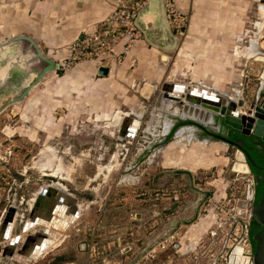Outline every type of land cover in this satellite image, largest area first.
Instances as JSON below:
<instances>
[{"label": "rangeland", "instance_id": "1", "mask_svg": "<svg viewBox=\"0 0 264 264\" xmlns=\"http://www.w3.org/2000/svg\"><path fill=\"white\" fill-rule=\"evenodd\" d=\"M258 3L246 2L241 7L238 2L235 10H230L229 4L233 2H203L200 8L185 14V29L193 14L199 17L200 22L196 25L206 32L200 34L201 46H211L216 40L218 43L219 37L229 38L225 44L228 48L235 35L245 28L248 35H258L263 52L257 47V38L251 39L246 50L239 45L235 47V55L253 57L248 61L247 72H242L241 83L233 81L227 86H211L226 93L240 89L244 98L243 111L257 103L260 81L263 79L264 82V25L259 31L256 25L261 21ZM238 5L244 9L241 14ZM173 33L181 43L185 30ZM129 48L114 65L123 62ZM175 53L176 49L167 53L169 61ZM195 55L187 58L191 65L202 59V56ZM223 55L215 56L223 58L222 62L231 56ZM205 56L212 58V55ZM0 58L1 106L9 98V83L20 78L25 80L32 66L28 62V53L21 56L9 48L0 53ZM80 62L84 61L64 63L58 69L60 75ZM232 64L236 72L243 69L236 62ZM44 88L45 85L39 83L35 90ZM32 92L0 113V228L8 212L13 210L14 219L8 236L21 235L36 193L53 182L66 186L79 203V211L77 216H72L69 228L66 224L63 226L65 231L61 232L56 245L38 257H25L17 251L7 257L4 247L8 246V240L5 242L1 238L0 264H209L208 255L210 251H217L224 232H219L215 245L198 260L192 259V250L185 254V250L177 246L162 251L159 244L171 236L178 241L186 238L183 236L190 233L192 224L201 217H212L215 223L219 216H227L225 213L232 207L242 206L246 188L254 183V179L249 168L246 173L233 169L239 152L236 147L211 138L204 141L202 138L206 136L195 124L194 130H186L185 134L191 132L201 140L194 138L189 142L182 137L174 140L180 127L192 124H181L192 119L189 116L191 112L187 114L189 117H184L173 113L163 102L161 105V86L152 97L138 98L135 103L115 109L104 118H96L87 105L81 110L71 107L69 112L77 115L66 124L63 116L68 109L61 106L54 110L53 101L46 98L36 104ZM174 105L183 110L182 104L175 102ZM190 110L196 112L195 109ZM210 112L212 124L215 122V127L222 125L220 114ZM117 114L120 118L128 114V117L140 119L133 137H120L119 129L124 120L118 125L115 120ZM166 124L170 129L168 134V131L164 132ZM170 141L163 164L171 168H164L159 147ZM215 152L216 157L227 159L221 158L213 165ZM177 169L190 171L192 184L186 174L174 173ZM173 221L182 225L172 235L163 238V232H168ZM186 221L190 223L186 224ZM40 228L38 226L37 230ZM229 228L225 226L226 230ZM202 241L206 245L210 237L206 234ZM22 242L21 239L15 249H20ZM189 245L186 243V248ZM150 253L155 257L149 256Z\"/></svg>", "mask_w": 264, "mask_h": 264}, {"label": "crops", "instance_id": "2", "mask_svg": "<svg viewBox=\"0 0 264 264\" xmlns=\"http://www.w3.org/2000/svg\"><path fill=\"white\" fill-rule=\"evenodd\" d=\"M167 1L169 0H165V2ZM174 1L184 15H187L191 10L200 8L203 2H233V4H229L230 10H235V5L238 2L240 5L243 2L241 7L246 2H260L259 0ZM118 2L119 0H0V42L16 35H28L36 41L44 55L61 64L70 54L69 46L71 43L97 30L103 20L113 12ZM223 4L219 3V5ZM242 11L244 9L240 8V14ZM235 12L232 14H235ZM146 18L147 20H145ZM240 20L242 21L241 17ZM142 22L148 27L150 38L157 39L159 30L158 26H156L155 15L144 16ZM199 22V17L193 14L188 27L185 29L183 41L181 43L178 42L176 53L171 61H169L168 52L150 44L140 32L141 38L130 46L121 64L104 63L99 66L96 61L80 62L73 69L63 72L61 75L59 70L45 75L39 82L40 84L43 83L45 88L36 91L38 83L31 89L29 94L34 91V93L32 92V97L36 104L40 102V99L46 98L48 101H53L52 108L54 110L61 106L68 109V112L63 116V121L66 124L75 119L77 115L72 114L71 111L69 112L71 107H77V109L81 110L84 105H87L94 111L96 118H104L105 116H110L115 109L135 103L138 98L148 99L152 97L156 89L159 86L162 88L164 83L183 84V86H189L190 84L202 85L205 83L214 87L227 86L232 84L233 81H240L239 83H241L242 72H247L248 61L253 57L247 58L235 55V47L239 45L246 50L251 44V39L257 38V47L259 51L263 52L258 43V35H248V30L245 28L235 35L232 45L228 48H226L225 44H227L229 38L221 39L219 37L218 43L216 40V43L211 46H201L200 34L203 32L205 34L206 32L200 29L201 26L198 25L197 27L196 24ZM121 49L122 45H119L117 50L121 51ZM226 53L231 54L232 57L230 56L225 62H222L223 58L217 59L215 56H222ZM191 55H195V57L202 56V59L197 60L195 65H191L190 60H187ZM205 55H212V58H206ZM164 56H166L165 59ZM234 62L242 66L243 69H237V72L234 71V64H232ZM228 63L231 65L228 66ZM101 67L108 68L105 75L99 74ZM177 78L181 80L179 79L175 82ZM26 80L28 79L20 78L9 83L10 87L8 90L10 94L7 97L17 93L27 83ZM18 85L21 87L19 88ZM161 94L160 102L162 105V98L164 97ZM128 116L127 118H129ZM133 119L136 120V116ZM124 122L126 121L124 120ZM123 123L121 126H123ZM195 125L197 126V124ZM195 125L193 122L189 124V126L194 128ZM169 131L170 129L166 134ZM176 136L174 140L177 139ZM126 138H129V136H126ZM197 140L201 139L197 138ZM170 143L171 141L159 147L162 155L161 166L164 168L168 167L164 166L163 162L166 148ZM217 152L213 154V158L216 160L213 165H216L221 158L227 159V157H216ZM62 190L68 192L66 186ZM68 193L71 194L70 192ZM78 211L77 205V214L73 215V217L78 215ZM212 225H214V218H199L198 222L192 224V232L186 233L183 236L186 238L179 241L181 244L180 249L186 250V243H196L201 238L203 239ZM36 229L37 227L33 230ZM8 238L7 234V237L3 239L6 242ZM13 238L8 240V245ZM4 248L6 249L7 246Z\"/></svg>", "mask_w": 264, "mask_h": 264}, {"label": "water", "instance_id": "3", "mask_svg": "<svg viewBox=\"0 0 264 264\" xmlns=\"http://www.w3.org/2000/svg\"><path fill=\"white\" fill-rule=\"evenodd\" d=\"M259 1L262 3L264 2V0ZM149 14H154L156 17V26H158L159 30V37L157 39L150 38L149 29L145 26L144 22H142L144 16H148ZM147 18L145 20H147ZM134 24L150 44L161 48L166 52H170L177 48L178 37L173 33V30L169 25L165 0H146L143 7L137 12ZM184 30L185 28L182 27L180 32L182 33ZM7 48L11 49L13 53L19 52L21 56L28 53V62L29 65L32 66V71L26 77V79H28L27 83L18 90L17 93L12 94V96L0 106V113L7 106L22 101L29 94L31 89L35 87L48 72L56 71L60 68V64L44 55L36 41L28 35L20 34L0 42V53L7 50ZM107 71V67H101L99 69V74L105 75ZM189 87L190 86H183L180 84L164 83L161 95L162 97L170 98L174 102L182 104L183 109L187 107L188 102L193 105L204 107L209 111L212 110L218 112L222 117V125L227 127L230 132H233L234 134L237 133L242 138L248 139L251 142H260L263 144L261 158L264 160V92L262 88L259 89L257 94V103L251 105L253 111L250 110L244 112V98L242 97H240L237 102H233L217 92L206 94L205 89H201L200 92H197L194 88L190 89ZM170 92H178L179 95H177V93L173 95L170 94ZM189 120L201 127L208 126L205 123L193 119ZM134 122H136V120L130 118L123 123V126H121L119 131L120 137L133 136L134 132L132 131L133 129L131 126L135 124ZM209 138L203 137L202 139L209 140ZM219 140H221L220 142L222 143L234 145L245 155L246 159L244 156L243 159L245 161L247 160L251 166H255L254 159L238 142H229L224 139ZM174 173L186 174L190 178L192 184V175L190 171L177 169ZM257 182H261L262 195L258 203L253 205L251 211L253 218L249 224V231L251 232L255 226H261L252 236L254 241L252 264H264V167L262 168ZM57 210L63 212L62 217L65 218L64 222L57 219L55 220V223H53ZM13 214L14 211L10 210L6 215L0 228V239L6 238L9 230L11 231L14 219ZM76 214L77 203L75 197L65 190L50 184V186L47 185L40 188L37 192L33 204L30 207L28 218L23 225V231L36 224H42L45 227L53 225L54 228L59 230L60 228H63L65 223L66 226H69V218H72V216ZM252 222H256V225L251 226ZM70 223L72 222L70 221ZM188 223H190V221H186V224ZM181 225L182 223L179 221L171 222L168 232H163V238L172 235ZM47 236L48 233L45 228L32 230L25 236V238H23L20 249H15V245L21 240L20 235H17L10 240L9 245L5 249V255L11 257L13 253L17 251L19 254L31 258L40 256L44 252L42 250L46 243H48ZM157 241H159V239L154 240L153 244ZM174 246L177 247L178 244H175Z\"/></svg>", "mask_w": 264, "mask_h": 264}, {"label": "built area", "instance_id": "4", "mask_svg": "<svg viewBox=\"0 0 264 264\" xmlns=\"http://www.w3.org/2000/svg\"><path fill=\"white\" fill-rule=\"evenodd\" d=\"M144 4V0H119L113 12L103 20L97 30L73 42L69 47L68 58L60 64V67L71 60L96 61L99 66L103 63L115 64L121 58L122 53H125L127 48L141 38V33L135 26L134 20ZM165 8L171 29L177 34L181 33L180 29L186 22L185 15L180 12L174 0L165 2ZM119 45H122L121 51L117 50ZM262 80L259 89H261ZM250 110L253 111L251 105L244 109V112ZM243 162L247 165L244 159ZM245 195L241 207H232L225 213L227 216H219L215 221L213 228L208 230L207 235L210 241L206 245L202 239L196 243L191 242L185 254L192 250V259L198 260L208 248L215 245L219 232H224V238L219 240L220 246L217 251L214 253L210 251L208 255L209 264H252L253 246L250 240L249 224L253 218L251 211L255 198L253 182L247 186ZM215 208L218 206L215 205ZM226 225L230 227L228 230L225 229ZM175 244L181 248L180 242L171 236L170 239L161 242L159 247L162 251H166L170 247L176 248ZM149 256L155 257L151 253Z\"/></svg>", "mask_w": 264, "mask_h": 264}, {"label": "bare ground", "instance_id": "5", "mask_svg": "<svg viewBox=\"0 0 264 264\" xmlns=\"http://www.w3.org/2000/svg\"><path fill=\"white\" fill-rule=\"evenodd\" d=\"M258 8H259V11H260V17H261V21H258V22H256V25H257V27H258V29H259V31L261 30V28H262V26L264 25V2L262 3V2H259L258 3ZM251 51V50H250ZM249 52V51H248ZM257 53V52H256ZM250 55H252L251 53H250ZM253 56H255L254 54H253ZM183 83V82H182ZM183 85V84H182ZM186 86V85H185ZM188 86V85H187ZM190 86V85H189ZM190 89H195V91H197V92H200L201 91V89H205V92H206V94H210L211 92H217V93H219V94H221V95H223V96H226V98L228 99V100H230V101H233V102H237L239 99H240V97L242 96V92H241V90L240 89H234L233 90V93H226V92H224L223 91V89L221 90V89H216V88H214V87H211V86H209V85H207V84H205V83H203L202 85H192V86H190L189 87ZM262 89H264V82H262V87H261ZM177 93V95H179V93L178 92H176ZM175 92H170V94H173V95H175L176 94ZM162 100H163V98H162ZM164 104H165V106H166V108H168V109H170L173 113H175V114H180V115H183L184 117L187 115V114H189L190 112L192 113H190V117L193 119V120H196V121H198V122H201V123H205V124H207L208 126H210V125H212V116H211V110L209 111L208 109H206V108H204V109H202L200 106H198V105H193V104H191V103H188L187 102V107L185 108V109H183V110H181V109H178V107H176L175 105H174V101L172 100V99H170V98H166V97H164V100L162 101ZM195 109L196 110V112H192L190 109ZM127 116H128V114H126L124 117H122V118H120V116H119V114H117L116 116H115V120H116V122H117V124L119 125L121 122H122V120H129L130 118H131V116L129 117V118H127ZM188 116V115H187ZM188 116V117H189ZM127 118V119H126ZM123 123V122H122ZM135 124L133 125V126H131L132 127V131L135 133L136 132V130H137V128L139 127V125H140V119L138 118V117H136V122H134ZM215 128V127H214ZM168 129H169V125L168 124H166V126H165V130H164V132L166 133L167 131H168ZM186 130H188V131H191V130H194V127H192V126H182V127H180L178 130H177V136L176 137H182V138H185V140L186 141H191L192 139H194V138H196L195 137V134H193V133H187V134H185V131ZM204 141H207L206 139H204ZM233 169L234 170H236V171H239V172H242V173H246V172H248V167H247V165L243 162V156H242V153L239 151L237 154H236V162L234 163V166H233ZM52 186H55V187H57V188H60V189H64L65 188V186L63 185V184H61L60 182H53L52 184H51ZM50 186V185H49ZM63 216V212H61L60 210H57V212H56V214H55V218H54V222L53 223H55V220H57V219H59L61 222H64V220H65V218H63L62 217ZM71 219L72 218H69V221H68V223L70 224V221H71ZM74 219V218H73ZM73 222V221H72ZM251 222V221H250ZM66 224V223H65ZM68 224V225H69ZM38 226H40L41 228H45V230H46V232L48 233V236H47V238H48V243H46V245H45V247L43 248V250L42 251H45V250H47V249H49L51 246H54V245H56V243L60 240L59 239V236H61L62 234H61V232H63V230H64V228H60L59 230L58 229H56V228H54V226L53 225H50V226H43L42 224H36V225H33V226H31V227H29V228H26V230L25 231H22L23 233V235L21 234L20 235V238L21 239H23V236H25L24 234L26 233V232H29V231H32L33 229H35L36 227H38ZM65 226V225H64ZM66 227H68L69 228V226H66ZM23 230V229H22ZM65 231V230H64ZM9 233V232H8ZM61 234V235H60ZM10 235V234H9ZM11 236H15V235H10L9 236V238H8V240L11 238ZM41 251V252H42ZM35 257H38V256H35ZM35 257H33V258H35Z\"/></svg>", "mask_w": 264, "mask_h": 264}, {"label": "flooded vegetation", "instance_id": "6", "mask_svg": "<svg viewBox=\"0 0 264 264\" xmlns=\"http://www.w3.org/2000/svg\"><path fill=\"white\" fill-rule=\"evenodd\" d=\"M214 124L210 125V126H206V127H201L199 126V130L201 132H203V134L207 137V138H211L213 140H219V139H224L227 140L229 142H238L253 158L254 155H256L258 153V150L262 149V143L260 142H251L248 139L242 138L240 137L237 133L234 134L233 132H230L229 129L221 124L218 125V127H215V122H213ZM215 127V128H214ZM219 137V138H216ZM221 141V140H219ZM227 144V143H226ZM232 147H235L232 144H229ZM243 156L245 157V155L243 154ZM262 156V155H261ZM255 158V159H254ZM254 161H255V166L254 169L255 171H251V169L249 168V171L254 179V185L255 188L257 186H259L261 184V182H257L259 175L261 174L262 168L264 167V162L262 160L257 159L256 157H254ZM246 159V157H245ZM247 163V160H246ZM248 165V164H247ZM256 222H252L251 226H255ZM261 226H255V229H259ZM252 230V231H253ZM253 246V244H252Z\"/></svg>", "mask_w": 264, "mask_h": 264}, {"label": "trees", "instance_id": "7", "mask_svg": "<svg viewBox=\"0 0 264 264\" xmlns=\"http://www.w3.org/2000/svg\"><path fill=\"white\" fill-rule=\"evenodd\" d=\"M185 123H192V122H190V121H184V122H181V124H185ZM240 137H241V136H240ZM262 153H263L262 149H261V150H258V153H257L256 155H254V157H256V158L259 159V160H262V158H261ZM254 157H253V158H254ZM254 159H255V158H254ZM262 161L264 162V160H262ZM247 164H248L249 168L251 169V171L254 172V171H255L254 167L251 166V164H250L249 162H247ZM261 195H262V185L260 184L259 186H257V187L255 188L254 204L258 203V201H259L260 198H261ZM256 231H257V229H255V230H253V231L250 232V240H251V242H252V244H253V248H254V241H253V239H252V236H253V234H254Z\"/></svg>", "mask_w": 264, "mask_h": 264}]
</instances>
